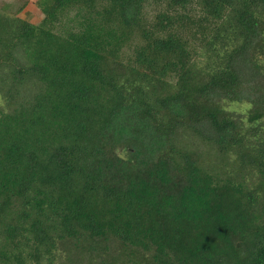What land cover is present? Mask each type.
<instances>
[{"label": "trees", "instance_id": "16d2710c", "mask_svg": "<svg viewBox=\"0 0 264 264\" xmlns=\"http://www.w3.org/2000/svg\"><path fill=\"white\" fill-rule=\"evenodd\" d=\"M27 2L0 1V264H264V0Z\"/></svg>", "mask_w": 264, "mask_h": 264}, {"label": "rangeland", "instance_id": "374dc122", "mask_svg": "<svg viewBox=\"0 0 264 264\" xmlns=\"http://www.w3.org/2000/svg\"><path fill=\"white\" fill-rule=\"evenodd\" d=\"M3 1V0H0ZM4 1H15V4L21 3L24 0H4ZM28 1L25 8L22 10V12L19 13V16L25 17L29 19L33 23H37L42 18V13L39 10V8L36 6L35 0H25ZM264 21V15L261 16ZM256 60L257 62L262 66L264 70V33H263V40L260 47L257 48L256 52ZM3 105V100L0 97V107ZM234 108L241 109L239 106L234 105Z\"/></svg>", "mask_w": 264, "mask_h": 264}]
</instances>
